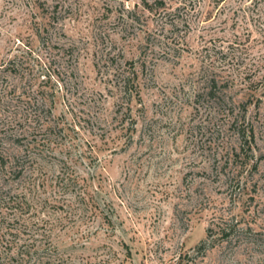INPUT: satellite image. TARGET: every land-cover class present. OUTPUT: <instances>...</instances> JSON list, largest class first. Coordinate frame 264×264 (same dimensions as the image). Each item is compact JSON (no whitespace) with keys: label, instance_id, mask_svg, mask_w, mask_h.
Listing matches in <instances>:
<instances>
[{"label":"rangeland","instance_id":"rangeland-1","mask_svg":"<svg viewBox=\"0 0 264 264\" xmlns=\"http://www.w3.org/2000/svg\"><path fill=\"white\" fill-rule=\"evenodd\" d=\"M263 77L264 0H0V136L53 110L42 150L2 146L0 233L47 232L52 264H264V88L252 152L220 111Z\"/></svg>","mask_w":264,"mask_h":264},{"label":"trees","instance_id":"trees-1","mask_svg":"<svg viewBox=\"0 0 264 264\" xmlns=\"http://www.w3.org/2000/svg\"><path fill=\"white\" fill-rule=\"evenodd\" d=\"M159 3L160 5H164V1H160ZM263 79L264 77L260 82H251L250 87L246 89V93L243 95L242 101H232L230 104H226L224 97L221 101L220 111L222 115L225 118L229 117L230 119H232V127L237 131V134L240 136L243 143V148L247 147L248 151L251 152L254 150V144L256 142V128L253 123L246 122V114L248 110L247 106L248 102L252 103L254 97L257 98L258 96L257 101L261 100V98H259V95H257V92L259 91V88H264ZM212 82L213 86H217V80L212 79ZM225 82V86L227 87L230 82L234 83L235 80L226 79ZM129 83V79L124 81V84L121 88L124 91H127ZM136 96L140 98V92H138V90ZM27 104L28 107L26 108V112L19 116L20 119L15 118L14 121H12L11 123V129L16 132L10 135V139H6L0 136L1 168H5L9 160L8 157L4 155V150L2 148V146L6 144L7 140H10L13 144H23V140L28 139L27 133H33L36 131L37 134L34 133L35 139L33 140V142H28V147L26 150H28L31 146L34 149H40V147L45 146L50 141V139L47 137L52 127L50 125V120L53 116L52 108L49 106L48 108H45V106L47 107L46 102L39 104L36 101L33 102L31 98L27 100ZM43 111L48 114L47 117L43 115ZM42 131L43 134L40 133ZM39 134H42V139H37L36 135ZM24 157L25 159L22 163L27 161L28 163L33 164L34 162H36V159H34L35 157L27 155V153H25ZM16 166H18V164ZM22 170L23 169H21L19 173H22ZM0 195H4V191L1 188ZM237 231H239L237 229V224H230L223 227L219 226V229L216 231L212 227L209 228L207 230L206 239L203 240L201 244H199V246H197L198 253L205 254L208 250L214 248L216 246V240H230L231 237L234 236V233H236ZM29 235V237L25 238L23 242H21V239H17L19 238V234L13 231L12 229H7L3 233H0V264H3V261L6 264H52L51 259H49V253H53L56 255L58 250L49 241V235H47V232L41 234L29 233ZM3 255H5L6 257L4 258Z\"/></svg>","mask_w":264,"mask_h":264}]
</instances>
